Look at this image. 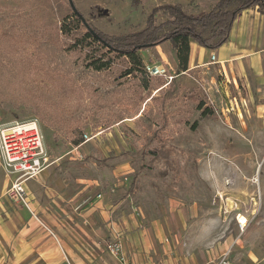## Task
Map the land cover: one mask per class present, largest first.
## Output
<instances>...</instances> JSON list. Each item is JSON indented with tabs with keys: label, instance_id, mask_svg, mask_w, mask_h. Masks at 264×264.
Segmentation results:
<instances>
[{
	"label": "rangeland",
	"instance_id": "1",
	"mask_svg": "<svg viewBox=\"0 0 264 264\" xmlns=\"http://www.w3.org/2000/svg\"><path fill=\"white\" fill-rule=\"evenodd\" d=\"M73 1L88 22L117 35L144 28L149 15L162 4L179 3L186 12L200 14L218 2ZM71 10L69 0H0V126L37 119L49 160L85 139V134L114 129L119 138L112 142L109 162L90 150L89 169L127 164L128 169L145 170L133 181L139 196L157 195L195 205L196 221L188 220L180 241L187 248L195 242L217 251L216 256L206 254L207 264H220L224 255L231 264H264V129L258 128L249 108L237 99L235 86L219 89L210 98L199 81L187 75L190 80L179 84V92L158 94L132 125L115 126L119 118L140 111L148 93L131 74L127 95L109 96L114 78L131 65L126 57L108 55L113 62L101 72L81 73L78 67L77 77L56 63L67 55L61 56L57 47L64 50L77 33L85 31L70 36L59 32ZM156 17L158 21L167 18L162 11ZM44 43H52L56 58L53 50L50 55L44 52ZM77 49L68 55L71 60L82 57ZM85 50H94L95 57L105 51L94 44ZM144 53L150 59L145 65L162 60L154 49ZM163 57L169 59L167 54ZM164 65L170 73L169 65ZM155 77L157 84L166 81L164 76ZM205 169L210 172L207 179L200 174ZM191 227H195L194 236L189 241Z\"/></svg>",
	"mask_w": 264,
	"mask_h": 264
},
{
	"label": "crops",
	"instance_id": "2",
	"mask_svg": "<svg viewBox=\"0 0 264 264\" xmlns=\"http://www.w3.org/2000/svg\"><path fill=\"white\" fill-rule=\"evenodd\" d=\"M151 49L162 56L151 63L169 65L175 77L158 84L153 77L144 88L148 94L141 110L119 118L115 126L132 125L158 94L179 92V84L190 80L188 75L199 81L210 98L219 89L235 86L237 99L249 108L258 128L264 129V13L258 6L238 15L229 39L218 48L201 46L192 39L185 70L179 68L171 42L142 52ZM213 54L216 60H212ZM143 58L144 63L150 60L145 53ZM87 135L89 139L56 154L27 181V198L37 217L8 194L13 176L0 159V264H198L199 260L207 264V253L217 255L208 247L190 244L195 227L188 228V248L180 241L188 220L196 218L195 205L157 195L150 199L139 196L133 181L145 170L128 169L127 164L89 169L86 158L90 150L109 162L112 142L119 135L114 129ZM200 174L207 179L210 172L205 169ZM97 193L102 197L97 198ZM88 195L94 200L77 210L76 205ZM113 243L120 246L118 251L109 248Z\"/></svg>",
	"mask_w": 264,
	"mask_h": 264
},
{
	"label": "trees",
	"instance_id": "3",
	"mask_svg": "<svg viewBox=\"0 0 264 264\" xmlns=\"http://www.w3.org/2000/svg\"><path fill=\"white\" fill-rule=\"evenodd\" d=\"M253 6L264 13V0H218L217 4L208 12L191 14L184 10L179 3H166L155 8L149 15L147 24L144 28L124 34H108L103 32L88 20H84L82 14L74 11L69 12L62 25L58 28L60 33L70 36L73 32L84 29L83 34H76L73 41L64 49H58L62 56L60 67L70 75L77 77L75 69L80 67V72H101L109 68L113 62V57H126L130 62V67L113 80L112 90L109 91L110 97L118 94L127 95L131 83H127V78L134 74L143 88H148L152 78L145 69L142 51L155 47L163 42L169 41L175 50L180 69H187L190 54V42L195 40L199 45L209 48H218L224 44L230 36L234 22L238 15L245 9ZM162 11L167 18L158 21L156 14ZM101 48L102 55L95 57V52L85 50L88 45ZM44 52L48 55L53 50L52 56L56 58L52 43H44ZM82 52V57L71 60L68 55L73 51ZM61 58L59 60H61ZM81 62V63H79ZM57 68V67H56ZM55 68V69H56ZM107 92V91H106ZM206 114V111H203ZM81 141L76 140L74 144Z\"/></svg>",
	"mask_w": 264,
	"mask_h": 264
},
{
	"label": "built area",
	"instance_id": "4",
	"mask_svg": "<svg viewBox=\"0 0 264 264\" xmlns=\"http://www.w3.org/2000/svg\"><path fill=\"white\" fill-rule=\"evenodd\" d=\"M216 60V55H212ZM145 69L151 76H164L171 81L175 76L168 72L164 64L145 65ZM89 136L85 134V140ZM0 159L7 173L13 176V181L8 189V194L16 201L29 208L34 216L26 194V183L29 179L37 176L49 163L48 153L44 147V135L37 119L14 120L0 126ZM96 197H102L97 193ZM94 200V196H85L77 205L81 210ZM113 251H118L117 243L109 245ZM220 264H231L224 255Z\"/></svg>",
	"mask_w": 264,
	"mask_h": 264
},
{
	"label": "water",
	"instance_id": "5",
	"mask_svg": "<svg viewBox=\"0 0 264 264\" xmlns=\"http://www.w3.org/2000/svg\"><path fill=\"white\" fill-rule=\"evenodd\" d=\"M69 3H70V5H71L72 9H73L74 11H76V12L79 13V10H78V8L76 7L74 1H73V0H69ZM81 16H82L83 19L85 20V17H84L83 15H81Z\"/></svg>",
	"mask_w": 264,
	"mask_h": 264
},
{
	"label": "bare ground",
	"instance_id": "6",
	"mask_svg": "<svg viewBox=\"0 0 264 264\" xmlns=\"http://www.w3.org/2000/svg\"><path fill=\"white\" fill-rule=\"evenodd\" d=\"M241 221H245L244 224L247 223V219L245 217H241ZM242 224V223H241Z\"/></svg>",
	"mask_w": 264,
	"mask_h": 264
}]
</instances>
